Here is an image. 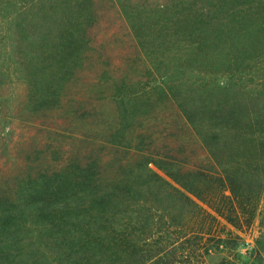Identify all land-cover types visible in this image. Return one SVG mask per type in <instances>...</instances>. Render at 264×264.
Here are the masks:
<instances>
[{
	"label": "rangeland",
	"instance_id": "rangeland-1",
	"mask_svg": "<svg viewBox=\"0 0 264 264\" xmlns=\"http://www.w3.org/2000/svg\"><path fill=\"white\" fill-rule=\"evenodd\" d=\"M10 1L0 11V245L7 244L0 264H81L57 225L40 213L22 211L33 200L19 194V183L40 179L48 192L35 198L57 204L60 191L47 189L48 179L60 184L68 148L75 149L71 163L77 165L94 164L116 145L173 170L174 153L160 142L177 126L175 106L166 96L188 91L192 71L208 66L189 60L187 46L194 39L179 0L173 2L178 7H170L172 0H114L121 15L108 0H95L98 13L88 29L89 42L59 25L45 30L47 39L31 44L19 41L10 25L16 10L31 0ZM173 12L182 24L168 21ZM172 26L181 28L176 36ZM9 31L11 42L4 40ZM79 141L86 143L83 149ZM253 156L238 160L254 167L238 171L233 194L215 192L218 199L230 197L221 203L224 216L186 221L189 228L204 226L202 237L189 231L163 252L129 251L107 264H142L149 257L151 264L158 259L162 264H264V187L256 183L264 179V160ZM149 168L165 175L154 164Z\"/></svg>",
	"mask_w": 264,
	"mask_h": 264
},
{
	"label": "trees",
	"instance_id": "trees-1",
	"mask_svg": "<svg viewBox=\"0 0 264 264\" xmlns=\"http://www.w3.org/2000/svg\"><path fill=\"white\" fill-rule=\"evenodd\" d=\"M108 1L116 9L114 0ZM174 1L170 7H178ZM11 3L0 0V11ZM179 5L194 39L187 46L189 60L203 61L208 70L194 69L188 91L166 96L175 106L177 126L160 142L168 143L174 153L173 170L116 145L94 164L87 160L86 165H77L71 163L75 149L68 148L60 184L48 179L47 189L60 191L57 204L35 198L46 195L40 179L33 185L35 179L19 183V194L33 200L22 211H35L57 225L81 264H107L110 257L129 251L163 252L189 231L202 237L205 227L189 228L186 221L224 216L221 203L230 197L218 199L215 192L228 189L233 194L236 174L254 167L240 165L239 159L259 154L264 160V0H179ZM117 7L120 15L124 13ZM16 11L10 25L16 27L17 39L27 44L47 39L45 30L59 25L74 30L70 36L89 42L88 29L98 13L95 0H31ZM174 13L168 21L182 24ZM169 28L175 30L174 36L181 29ZM11 39L12 32H5L4 40ZM223 68L222 74L216 72ZM80 143L83 149L86 143ZM256 183L264 187V179ZM157 236L159 240L154 239ZM5 247L3 242L0 252ZM152 259L142 264H151Z\"/></svg>",
	"mask_w": 264,
	"mask_h": 264
}]
</instances>
